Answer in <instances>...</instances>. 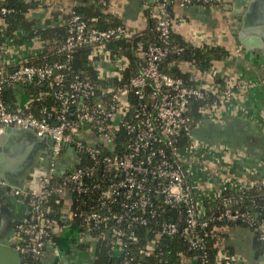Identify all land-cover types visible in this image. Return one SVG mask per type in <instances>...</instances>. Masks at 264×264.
I'll return each instance as SVG.
<instances>
[{
  "label": "built area",
  "instance_id": "1",
  "mask_svg": "<svg viewBox=\"0 0 264 264\" xmlns=\"http://www.w3.org/2000/svg\"><path fill=\"white\" fill-rule=\"evenodd\" d=\"M96 1L102 5L107 2ZM179 1L185 7L220 0ZM172 2L155 0L146 6L148 20L156 22L157 40L149 42L143 50L145 64L124 88L110 87L99 96L95 95V86L88 78L76 75L66 81L62 73L66 62L27 64L22 63L27 57L23 55L13 63L2 54L0 46V126L31 129L39 137L54 140L53 155L49 156L48 168L42 173V186L39 189L13 187L15 195L23 197L30 207L26 221L18 226L16 234V248L24 256V264H41L47 244L64 229L68 220H79L81 226L89 227L109 225L113 247L121 252L118 264H142L128 251L129 243L136 239L132 228L158 220L164 205L184 210L186 236L192 248L206 249L204 238L196 229H204L210 221L242 224L255 232L258 241L264 242V177L253 182L243 181L240 185L229 184L212 199L206 197L210 202L208 207L198 200L189 179L183 146L178 142L182 135L189 136L190 140L193 137L191 101L207 99L208 94L204 88L188 85L182 77L162 69V63L170 55L183 52L172 41L173 18L169 11ZM12 11L13 8L0 5L1 15ZM67 28L59 50L68 57L79 46L89 45L90 57L95 61H109L116 75L118 70L127 67L128 59L123 55L112 56L107 42L135 35L138 32L133 28L125 24L106 29L90 27L73 8ZM11 66L14 69L7 71L6 67ZM34 81H48L59 105L42 118L25 113L31 98L24 90L19 94L25 101L19 100L16 108L3 96L7 87ZM127 87L139 100L133 109ZM230 92L228 89L224 94ZM120 131L125 135L123 146L117 142ZM69 146L73 148L72 154L68 153ZM80 153L96 166L74 168V162L61 165L58 161L60 157L74 155L79 160ZM55 175L59 177L58 184L52 183ZM251 191L254 193L249 205L244 198ZM67 193L80 200L78 205L72 207L65 203L66 212L55 216L47 205L48 198L52 195L64 198ZM86 198L91 203L87 210L82 207ZM179 232L176 222L161 219V234L172 236ZM201 264H209L205 255Z\"/></svg>",
  "mask_w": 264,
  "mask_h": 264
},
{
  "label": "crops",
  "instance_id": "2",
  "mask_svg": "<svg viewBox=\"0 0 264 264\" xmlns=\"http://www.w3.org/2000/svg\"><path fill=\"white\" fill-rule=\"evenodd\" d=\"M25 1L37 3L28 13V18L36 21L38 28L66 23V16L77 4V0ZM154 1L111 0L109 11L125 25L140 32L148 26V11L145 8ZM249 1L220 0L210 5L182 7L179 0H173L170 4L173 32L182 40L197 47L219 45L228 52L206 69H200L188 60L172 59L163 65L165 70L177 67L190 73L195 84L208 94L206 103L201 107V117L192 130L193 137L182 148L189 179L195 186L198 200L206 207L210 204L209 200L229 184L240 185L243 181L253 182L264 177V63L260 61L259 54L247 51L235 36L240 29L239 17ZM0 24L3 25L1 19ZM18 34L21 38L24 36L22 31ZM48 42L50 47L55 45L54 41L50 43V40H42L39 36L29 43L11 41L2 46V54L11 62H18L23 55L40 52ZM95 66L102 78H110L117 73L106 60L95 61ZM228 89L231 92L225 95ZM22 101H25L23 97ZM41 186L42 177L26 180L24 188L39 189ZM10 191L17 197L13 187ZM72 197L68 201L64 195L63 199L66 204H71ZM63 212H66L65 208L61 210ZM19 217H23L21 207L17 209ZM3 231L6 237L13 239L12 246L17 250L18 226L14 232L0 220L2 235ZM99 241L100 235H91L76 221L68 220L64 229L47 244L41 264H94ZM222 247L220 256L225 259H220L218 264H258L256 259L251 262L246 255L239 254L235 240L229 235ZM119 252V248H115L113 256L118 257ZM188 263L195 264L194 261ZM0 264H14V259H10L1 247Z\"/></svg>",
  "mask_w": 264,
  "mask_h": 264
},
{
  "label": "trees",
  "instance_id": "3",
  "mask_svg": "<svg viewBox=\"0 0 264 264\" xmlns=\"http://www.w3.org/2000/svg\"><path fill=\"white\" fill-rule=\"evenodd\" d=\"M109 1L110 0H107V2L102 5L96 0H77V4L73 9L90 27L106 29L124 24L120 18L109 11ZM214 2L216 1L212 3ZM0 5L13 8V11L9 14H0V19L3 22V25L0 24V46L11 41L21 44L29 43L38 36L42 40H50V43L54 41V46L51 45L52 47H50L48 42L45 48L38 53L27 56L22 63L45 64L54 61L66 62V68L62 71L66 81L69 82L76 75L88 78L95 86L96 96H99L102 90H107L110 87L124 88L129 82V79L145 64V59L141 54L147 44L157 40L156 22L151 19L147 28L135 35L126 38H114L107 42L111 55L114 57L117 55L125 56L128 59V65L126 68L118 70L119 72L117 75L111 76L110 78H102L95 66V59L90 57L91 47L89 45L79 46L71 53L70 57L59 50L63 37L67 35V21L64 24L58 23L54 26L51 24V26L45 28H38L36 26V21L28 18V13L37 6L35 1L0 0ZM171 9L169 5V11L173 18ZM66 17L69 19L70 13ZM19 31L24 33L22 38L18 34ZM172 41L175 45L181 46L183 52L178 55H170L162 63V69H164L163 65L172 59L193 61L200 69H206L212 65L214 60L225 57L228 54L227 50L219 45L211 46L205 44L202 47L194 46L182 40L174 32H172ZM19 65L21 64L16 66ZM14 67L15 66L6 67V70L10 71L14 69ZM165 71L175 76L182 77L188 85H196L190 73L184 72L180 68H167ZM127 88L129 102L133 109L138 105L139 100L136 98L134 91L129 87ZM23 90L31 98L29 107L25 110L26 114L42 118L48 111H51L52 108L58 109L59 105L55 102L52 95L53 88L48 81H34L32 84H14L4 89L3 96L11 107L16 108L19 105L18 94ZM206 101V99H193L191 101L189 115L192 119V129L200 119L201 107ZM117 142L120 146L124 145L125 135L121 131L117 134ZM189 143V136L182 135L178 145L182 147ZM79 157V161L74 168L96 166L94 161L88 158V156H84V154L80 153ZM67 167L69 169L70 165ZM74 168H70L69 170L73 171ZM96 169L97 172H100V167L97 166ZM59 172H61V170H59ZM59 182V177L57 175L53 176L52 183L58 184ZM253 193L254 191L249 192L244 198V201L249 205H251L250 198ZM79 201L80 200L73 195L71 206L74 207L78 205ZM90 204V198H86L82 207L87 210ZM47 205L51 207L52 214L59 217L61 210L65 208V201L59 195H52L48 198ZM161 219L176 222L179 225L180 232L172 236L161 234ZM76 222L79 223V220H76ZM232 225L235 224L225 221H210L204 229H196V233L204 238L207 247L205 250L199 247L192 248L188 242V236H186L188 228L186 226L184 210L182 208L164 205L162 207V216L158 220L152 221L147 226L132 228L135 231L136 239L129 243L128 251L132 252L142 264H189L188 262L190 261H194L195 264H201L204 255L209 264H218L222 253V246L228 236V228ZM238 225L244 226L242 224ZM83 228L91 235H100V241L96 252L97 257L94 264L121 263V252H119L118 257L113 256V250L115 248L118 249V247H113L114 243L112 242L113 239L109 225L98 227L84 225ZM152 242L154 243L153 247L151 246ZM255 244L257 246L256 251L261 250L264 253V247L262 243L258 241L256 235Z\"/></svg>",
  "mask_w": 264,
  "mask_h": 264
},
{
  "label": "water",
  "instance_id": "4",
  "mask_svg": "<svg viewBox=\"0 0 264 264\" xmlns=\"http://www.w3.org/2000/svg\"><path fill=\"white\" fill-rule=\"evenodd\" d=\"M236 39L247 51L260 55L264 63V0H250L245 12L239 17ZM21 94H18L20 100ZM52 138L39 137L33 130L11 126H0V216L5 227L16 232L17 226L25 222L30 207L20 196H13L12 187L24 188L26 180L33 178V173L43 161L53 155ZM94 147L95 143L92 144ZM68 153H73L72 146ZM22 208L23 217L17 218V209ZM4 212V213H3ZM3 227V224H1ZM0 233L2 251L14 259V264H22L24 256L13 246V239ZM17 233V232H16ZM264 247V242L262 243ZM258 264H264V253L256 251L254 255Z\"/></svg>",
  "mask_w": 264,
  "mask_h": 264
},
{
  "label": "rangeland",
  "instance_id": "5",
  "mask_svg": "<svg viewBox=\"0 0 264 264\" xmlns=\"http://www.w3.org/2000/svg\"><path fill=\"white\" fill-rule=\"evenodd\" d=\"M49 161L50 157H47L43 163L38 168H36L35 172L33 173L34 179H40L42 177V173L48 168ZM58 161L62 165L66 162L68 164H71L72 162L78 163L79 160L78 157L74 155L70 157H60L58 158ZM66 197L69 199L68 201L71 200L70 194H66ZM228 235L233 241L235 240L236 245L240 250L239 254L246 255L251 262L256 261L254 255L257 250V246L255 244V232L253 230L246 226L232 225L228 228ZM94 248L91 247L93 250Z\"/></svg>",
  "mask_w": 264,
  "mask_h": 264
},
{
  "label": "flooded vegetation",
  "instance_id": "6",
  "mask_svg": "<svg viewBox=\"0 0 264 264\" xmlns=\"http://www.w3.org/2000/svg\"><path fill=\"white\" fill-rule=\"evenodd\" d=\"M258 251H261V250H258Z\"/></svg>",
  "mask_w": 264,
  "mask_h": 264
}]
</instances>
